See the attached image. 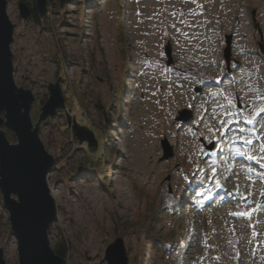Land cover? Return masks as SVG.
<instances>
[{
  "label": "rangeland",
  "instance_id": "rangeland-1",
  "mask_svg": "<svg viewBox=\"0 0 264 264\" xmlns=\"http://www.w3.org/2000/svg\"><path fill=\"white\" fill-rule=\"evenodd\" d=\"M23 1L31 17L20 13V0H7L14 80L32 91L31 120L54 157L48 185L60 199L52 248L67 264H108L106 249L120 237L129 264H240L237 255L245 256L243 264H264V0H73L64 7L47 0L40 21L33 18L36 0ZM202 31L216 51L215 84L208 86L190 83L175 68L186 63V47ZM137 47L154 55L149 65ZM59 77L65 108L39 120L48 85ZM242 89L248 94H238ZM179 92L186 102L177 100ZM199 103L201 118L194 116ZM152 108L159 109L153 121L145 118ZM183 111L191 113L188 122L178 119ZM75 125L93 132L97 144L79 143ZM165 140L173 150L168 160ZM200 182L210 184L208 193ZM96 192L106 201L101 214L91 199ZM15 242L0 190L7 264L19 263Z\"/></svg>",
  "mask_w": 264,
  "mask_h": 264
},
{
  "label": "water",
  "instance_id": "water-1",
  "mask_svg": "<svg viewBox=\"0 0 264 264\" xmlns=\"http://www.w3.org/2000/svg\"><path fill=\"white\" fill-rule=\"evenodd\" d=\"M36 8L41 17L47 15V0H36ZM7 0H0V190L4 207L10 213L12 233L19 247L18 264H67L55 252L49 242L51 225L56 221L57 209L48 185L49 173L53 170L54 157L47 152L39 133V124L31 120V108L35 97L31 90L19 88L14 80L15 25L7 14ZM20 13L31 17L28 6L20 1ZM226 60L229 66L232 38L226 37ZM264 51L263 46L261 47ZM169 47L167 48L170 56ZM61 77L56 84H49L50 96L42 107L39 120L53 116L59 108H65ZM69 127L71 116L67 114ZM190 111L179 113V120L188 122ZM5 128L15 135L17 142L11 144ZM75 137L79 143L96 145L93 132L75 125ZM164 160L172 157L173 150L168 141L162 142ZM108 264H129L124 240H117L106 249ZM0 264H7L4 250L0 247Z\"/></svg>",
  "mask_w": 264,
  "mask_h": 264
},
{
  "label": "bare ground",
  "instance_id": "bare-ground-1",
  "mask_svg": "<svg viewBox=\"0 0 264 264\" xmlns=\"http://www.w3.org/2000/svg\"><path fill=\"white\" fill-rule=\"evenodd\" d=\"M234 4V2H233ZM177 8V7H175ZM176 10H178V12H180V8H177ZM187 13V12H185ZM229 22V18H228V21ZM65 24L67 26H70V23L66 20L65 21ZM203 25L201 24L199 26L198 29H202ZM228 27L231 28V24L229 25L228 23ZM73 34V33H72ZM244 37H245V32H243V29H241V27H239L237 29V32H236V38H238L240 40V45L238 46H244ZM191 41L189 42L188 46L186 47V63H180L178 65H175V68L178 70V72L184 74L185 76H187L189 78V82H193L197 85H206L208 86L210 83H214L215 84V76H216V68H215V61L214 59L216 58V51L214 50V45L212 44V40L209 39V35H208V32L205 33V32H201V34H195L191 37L190 39ZM238 53H242V52H245L246 50L243 49V48H240L237 50ZM135 52L139 55H143L144 56V62L147 63L149 65V60H153L154 58V55H152L151 53H149V51H147V49L145 48H136L135 49ZM154 65H156V63H154ZM237 65H238V68L240 69L241 66H243V62L240 60V61H237ZM139 73L141 75H146L147 72L145 69H143V71H139ZM175 86H178L177 82L175 83ZM213 87V86H211ZM249 90H244L242 89V91H239L238 94H240L241 96L242 95H246L248 94ZM178 97H177V100L178 101H183V102H186L187 101V98L186 97H183L185 96L183 92H179L178 94ZM214 99L217 100L218 97L215 95L214 96ZM150 103H152V100H149ZM217 102V101H216ZM152 105V104H151ZM155 105H156V101H155ZM200 107L199 110H198V113L197 112H194V116L198 117V118H201L202 116V107L200 105V103L198 104ZM217 108H220V106H217ZM153 111V108L152 110H148V113H146L145 115V118L148 120H155L156 117L159 116V109H156V112L155 114L152 113ZM121 122L125 121L124 119H120ZM165 128H166V132L170 133V134H173L174 133V126L172 124L169 123V121H167L166 125H165ZM147 130H149V128L147 127L146 128ZM144 130V132H147V130ZM125 131V130H123ZM121 131V132H123ZM185 134L182 133V137H184ZM144 142V145L147 143L148 144V148L146 151H150L151 150V142H149L146 138L145 140H143ZM118 148H117V152H118ZM196 153V149L193 145V147L191 148V151H190V156H194V154ZM193 158V157H192ZM113 169H116L117 168V164L114 163L112 165ZM179 171V170H178ZM116 171H114L113 173H115ZM84 175V174H83ZM195 176L192 177V179H194ZM195 180V179H194ZM199 187H201L203 189V192L204 193H208L210 191V184L209 183H199ZM184 189L186 188H183L181 190L182 193H184ZM123 190V189H122ZM51 194H52V197L55 199V201H59L60 199V194L59 192L55 191V190H52L51 191ZM91 197V196H90ZM187 198V197H186ZM93 203H94V206L95 207H99V212L101 214L102 211H105L106 207H105V199L103 196H101L98 192H96L93 197H91ZM209 200L212 201L213 200V197H209ZM94 222L95 220H92V219H88L86 220V224L87 226L89 227L90 229V234L92 235L91 237L95 238L94 234H93V226H94ZM17 242V240H16ZM14 243L16 244V247H17V243ZM264 255V253L262 254ZM236 261L238 259H240V264H243V262L245 261V256H239L237 255L235 257Z\"/></svg>",
  "mask_w": 264,
  "mask_h": 264
},
{
  "label": "trees",
  "instance_id": "trees-1",
  "mask_svg": "<svg viewBox=\"0 0 264 264\" xmlns=\"http://www.w3.org/2000/svg\"><path fill=\"white\" fill-rule=\"evenodd\" d=\"M20 1L24 3L23 0H20ZM54 1L58 2L62 7L67 6V5H70V4L73 3V0H54ZM33 12H34V11H33ZM33 14H34V15H33L34 20H35V21H40V18H42V17H41V15H40V13H38L37 8L35 9V12H34ZM55 252H56L57 254H59V255L63 258V255H62L61 253H59V252L56 251V250H55Z\"/></svg>",
  "mask_w": 264,
  "mask_h": 264
}]
</instances>
